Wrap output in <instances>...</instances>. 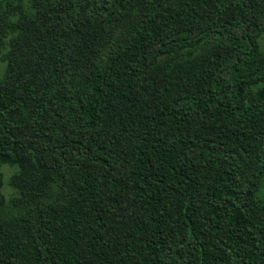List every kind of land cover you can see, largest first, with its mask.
Instances as JSON below:
<instances>
[{
  "label": "trees",
  "instance_id": "trees-1",
  "mask_svg": "<svg viewBox=\"0 0 264 264\" xmlns=\"http://www.w3.org/2000/svg\"><path fill=\"white\" fill-rule=\"evenodd\" d=\"M263 33L264 0H0V264H264Z\"/></svg>",
  "mask_w": 264,
  "mask_h": 264
},
{
  "label": "rangeland",
  "instance_id": "rangeland-1",
  "mask_svg": "<svg viewBox=\"0 0 264 264\" xmlns=\"http://www.w3.org/2000/svg\"><path fill=\"white\" fill-rule=\"evenodd\" d=\"M27 6L29 5V0H22ZM259 45L261 49L264 50V33L259 39ZM6 51V50H5ZM3 55L0 56V77L5 70V61H3ZM17 167L15 165L3 164L0 165V172L2 178H0V194L5 200H8L12 195L15 194L13 187L10 185V177L14 172H16Z\"/></svg>",
  "mask_w": 264,
  "mask_h": 264
}]
</instances>
